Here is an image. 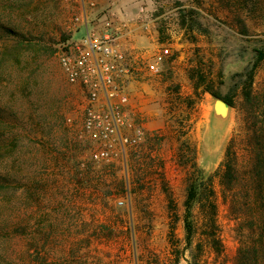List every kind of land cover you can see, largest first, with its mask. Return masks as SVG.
Wrapping results in <instances>:
<instances>
[{
	"label": "rangeland",
	"instance_id": "1",
	"mask_svg": "<svg viewBox=\"0 0 264 264\" xmlns=\"http://www.w3.org/2000/svg\"><path fill=\"white\" fill-rule=\"evenodd\" d=\"M75 13L66 0H0V264H189L194 256L235 264L242 217L256 207L264 217V189L259 197L244 189L258 183L248 171L264 170V59L252 72L254 107L242 94L264 49V0H114L115 21L144 38L137 49L170 52L159 74L122 77L144 127L125 164L91 158L83 94L58 63L69 39L84 35L73 33ZM205 86L231 96L223 118ZM10 137L14 146L4 148ZM231 140L237 177L229 186L221 172ZM193 179L214 191L219 254L197 204L198 228L185 240ZM245 201L256 203L246 210Z\"/></svg>",
	"mask_w": 264,
	"mask_h": 264
},
{
	"label": "built area",
	"instance_id": "2",
	"mask_svg": "<svg viewBox=\"0 0 264 264\" xmlns=\"http://www.w3.org/2000/svg\"><path fill=\"white\" fill-rule=\"evenodd\" d=\"M76 11L72 17L74 32L84 29L83 37L73 36L58 53V63L66 82L80 87L83 94L81 127L84 135L94 142L91 158L110 163L127 160V148L142 137L141 115L134 112L123 76L145 71L157 75L168 48L136 51L116 48L119 31L111 9L114 0H66ZM104 11V12H103ZM98 12H103L97 17ZM127 26L120 23L119 26ZM74 35V34H72ZM139 117V118H138ZM122 164V165H123ZM124 200H117L122 205Z\"/></svg>",
	"mask_w": 264,
	"mask_h": 264
},
{
	"label": "trees",
	"instance_id": "3",
	"mask_svg": "<svg viewBox=\"0 0 264 264\" xmlns=\"http://www.w3.org/2000/svg\"><path fill=\"white\" fill-rule=\"evenodd\" d=\"M264 59V49L257 51L255 60L252 64V68L247 76V82L242 87V94L245 101V104L250 107H254L253 96L251 94V84L253 79V70L258 65V63ZM201 78V75H200ZM198 88V84H196ZM202 92H209L213 97H219L225 100L230 106H233L231 96L227 94L226 96H221L216 91L209 89L207 86L203 87ZM0 115V119H1ZM15 139L12 137L7 138L1 145L4 148H12L14 146ZM258 156V155H257ZM235 155L232 151V140L226 148L225 151V160L222 164L221 179L229 184L232 183V179L237 177V169L234 164ZM259 161V159H258ZM264 162V158L262 161ZM248 177H254L257 180L255 186H244L245 193L247 195H252L250 189L256 190L258 197L262 196V179H264V170H256L255 172L248 171ZM224 183V182H223ZM201 181L198 179H193L189 182L187 186L186 198L184 201L185 214L183 218V225L185 230V240L187 244H190L196 230L198 228L197 221L193 219L191 214V209L193 205L197 204L198 211L203 216V233L205 239L207 240L210 248L216 253L219 254L222 251V244L217 232L216 225V216H217V205L214 201V191L211 186L206 187V194L204 201H202L201 196L205 192L204 188L201 191ZM255 200V199H254ZM260 200L261 206L263 205V200ZM256 201H245L244 207L246 210H250L251 206L255 205ZM256 212H253L251 219L247 220L246 217H242V226L244 227L245 223L247 224L246 232L241 235L239 238V245L236 249V254L234 257L235 264H264V217L260 215L259 208L256 207ZM258 213V214H257ZM262 213V212H261ZM257 214V215H256ZM243 216V215H242ZM176 248L175 245H173ZM179 252V251H178ZM177 252V253H178ZM176 253V254H177ZM178 257V256H177ZM200 262L197 256L193 257V262L189 264H197Z\"/></svg>",
	"mask_w": 264,
	"mask_h": 264
},
{
	"label": "crops",
	"instance_id": "4",
	"mask_svg": "<svg viewBox=\"0 0 264 264\" xmlns=\"http://www.w3.org/2000/svg\"><path fill=\"white\" fill-rule=\"evenodd\" d=\"M120 23H114L113 22V28H101V30L104 32L106 30H111L114 29L118 31V29H122V31H119V35L116 38L115 44H116V48L120 49V50H129V51H136L137 44L139 41H144V38L141 36L138 39H136V27L133 24H128L127 26H119ZM148 25V24H147ZM144 36V35H143ZM145 37V36H144Z\"/></svg>",
	"mask_w": 264,
	"mask_h": 264
},
{
	"label": "water",
	"instance_id": "5",
	"mask_svg": "<svg viewBox=\"0 0 264 264\" xmlns=\"http://www.w3.org/2000/svg\"><path fill=\"white\" fill-rule=\"evenodd\" d=\"M219 105L225 107L226 109H228L230 106L225 100L219 97L213 98V103H212L213 115L219 118H223L224 117L223 112L217 108V106Z\"/></svg>",
	"mask_w": 264,
	"mask_h": 264
},
{
	"label": "bare ground",
	"instance_id": "6",
	"mask_svg": "<svg viewBox=\"0 0 264 264\" xmlns=\"http://www.w3.org/2000/svg\"><path fill=\"white\" fill-rule=\"evenodd\" d=\"M218 109H220L223 112V115H226L227 109L221 105L217 106Z\"/></svg>",
	"mask_w": 264,
	"mask_h": 264
}]
</instances>
